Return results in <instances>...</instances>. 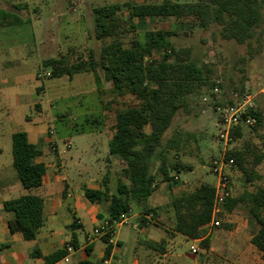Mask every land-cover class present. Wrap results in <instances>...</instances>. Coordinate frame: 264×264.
Instances as JSON below:
<instances>
[{
  "label": "trees",
  "instance_id": "obj_1",
  "mask_svg": "<svg viewBox=\"0 0 264 264\" xmlns=\"http://www.w3.org/2000/svg\"><path fill=\"white\" fill-rule=\"evenodd\" d=\"M16 7L21 8L19 5ZM122 8L121 4L112 3L93 9L95 37L107 40L99 55L91 50L87 60L81 59L74 63H69L63 57L43 61L44 68L51 69V77L66 75L72 79L79 73L92 72L98 88L103 86L99 74L101 69L104 78L112 82L116 92L122 94L128 90L140 101L138 105L117 112L109 140V153L126 164L120 171L117 193L110 192L109 171L103 177V188H83L85 197L91 202L108 203L107 221L111 226L123 214L130 213L134 204L141 205L149 198L157 187V176L163 181L176 183V179L170 175L171 169L178 172L189 170L180 161H169L168 153L178 149L176 139L168 140L166 151H159L164 134L178 111L187 108L191 94L204 86L211 90L216 85L221 86L210 79L214 73L211 64L200 63L192 58L191 47L173 46L171 37L177 33L174 25L146 30L143 39L138 35L126 38L127 32H135L138 25H146L148 20L156 18H175L177 23L188 21L192 26L202 29L216 25L222 38L233 39L240 44L247 43L252 56V40L258 37V31L264 24V0H163L160 3L128 4L124 19L120 16ZM22 22L19 16L0 8V25ZM25 22H30V19L27 18ZM155 53L160 56L145 60ZM256 116L255 126L258 127L262 125L263 118L259 111H256ZM234 135L235 138L241 136V130ZM262 138L264 141V134ZM12 148L16 176L29 192L5 201L4 209L14 212V218L9 221L11 232H20L26 240H32L44 224L45 216L43 198L31 191L42 185L47 166L44 162L35 161L42 155V148L31 143L25 131L13 134ZM156 155L160 163L153 173L151 166ZM227 156L235 158L248 181L260 177L255 171L246 170L236 148L228 150ZM214 193V186L203 182L190 192H182L171 204L175 212L174 230L190 238L200 239L204 248L210 246V238L205 236L203 226L211 220ZM243 201L248 203L256 227L251 241L264 256V187L246 190L237 198L229 197L224 207L230 211L237 202ZM145 211L149 213L150 210ZM141 220L146 221L145 218ZM109 236H103L104 242L108 244L103 260L112 249L108 243ZM72 244L76 247V240ZM150 245L157 247L156 244ZM65 255L66 250H61L47 256L45 264H55ZM80 264L94 263L84 260Z\"/></svg>",
  "mask_w": 264,
  "mask_h": 264
},
{
  "label": "rangeland",
  "instance_id": "obj_2",
  "mask_svg": "<svg viewBox=\"0 0 264 264\" xmlns=\"http://www.w3.org/2000/svg\"><path fill=\"white\" fill-rule=\"evenodd\" d=\"M163 0H0V7L17 12L23 19L30 17L35 26L30 27L36 38H53L43 43L45 56L63 57L69 63L87 60L92 51L99 55L100 49L107 40L97 39L94 32L93 9L104 4L119 3L122 5L121 18H126L125 7L128 4L160 3ZM179 2L196 0H176ZM19 5L18 9L15 5ZM173 26L176 34L171 37L175 48L191 47L192 58L200 63L211 64L214 73L211 81H215L221 89V96H229L233 92L242 95L246 92L254 96L257 111L262 114L260 126L245 127L242 135L228 148H236L243 159L246 170L255 171L260 177L248 181L241 167L236 164L228 170L231 183V198H237L244 191H254L264 187V24L258 37L252 40V56L247 43L240 44L233 39H224L219 27L212 25L207 29L197 28L190 22L177 23L175 18L148 20L146 25H138L135 32H127L126 38L138 35L143 39L144 32L152 28ZM27 27L18 28L17 38L26 36ZM10 33V32H9ZM11 34V33H10ZM47 50V51H46ZM159 53L146 57L145 60L158 58ZM244 58V59H243ZM41 79L45 85L40 91L47 99L48 108L54 115L52 122L54 133L50 135L69 136L72 147L69 149L75 159L81 160L84 171L82 182L92 184L105 172V157L109 155V140L112 135L117 112L140 101L128 90L122 94L114 90L113 84L104 78L99 69L102 88H98L92 72H83L72 79L68 76L51 77L50 68H42ZM220 96V95H219ZM208 98L205 101L204 98ZM213 89L205 86L188 97V106L176 114L173 123L164 134L160 150H167L169 139L177 140L178 149L168 153L169 161L182 162L191 166L192 171L183 175L184 171L172 170V175L184 192H190L203 182L212 185L218 178L212 172V162L223 151L224 145L218 141L219 126L214 110L216 99ZM39 108L35 107L38 111ZM52 148V143H51ZM260 160V161H259ZM259 161V162H258ZM108 163V162H107ZM160 163L159 156L153 158L151 170L156 172ZM110 168L118 169L124 163L115 160ZM99 175V176H98ZM98 177V178H97ZM183 178V179H182ZM174 186V187H175ZM167 188L171 186L167 183ZM151 214V215H150ZM149 215L157 222L153 211ZM237 216V222L233 219ZM133 223V220H130ZM254 219L249 205L243 201L234 210V216L224 214L221 225L213 227L212 247L204 250L201 241L198 253H192L189 245H181L177 250L169 249L162 242L158 249H146L143 253L132 248L127 252L128 262L137 257L145 264H264V256L258 249L250 245L248 237L253 231ZM140 227V224H138ZM240 226L239 232L236 228ZM132 228V226H125ZM244 227V228H243ZM243 228V229H241ZM243 230V231H241ZM233 231V232H232ZM242 234V235H241ZM237 237L241 243L238 244ZM101 243V242H99ZM145 253V254H144ZM166 253V255H164Z\"/></svg>",
  "mask_w": 264,
  "mask_h": 264
},
{
  "label": "crops",
  "instance_id": "obj_3",
  "mask_svg": "<svg viewBox=\"0 0 264 264\" xmlns=\"http://www.w3.org/2000/svg\"><path fill=\"white\" fill-rule=\"evenodd\" d=\"M0 8L22 18L17 12ZM27 18L30 22H25ZM27 18H22L24 22L20 24L0 25V264H45L47 256L66 250L69 244L74 250L66 251L65 256H68V260H65L64 256L56 264H80L84 260L103 264L108 244L104 242L103 236H95L93 230L103 226L107 221L108 203L91 202L85 197L83 188H103V177L109 171L110 192L116 194L120 171L126 164L109 153L104 159L103 176L87 185L81 181L86 171L81 166V160L75 159L76 155L69 150L72 147V138L68 135L49 134L54 115L48 108L46 97L40 94L45 80L38 77V72L44 67V60L58 57L45 56L48 52L44 51L43 43L53 38H45V41L36 38L30 30V27L35 26V21ZM27 25L30 34L17 38L18 28ZM35 107L39 108L38 111ZM17 131H25L31 143L41 146L42 155L35 161L44 162L47 166L42 185L31 191L43 198L45 216L44 224L32 240H26L20 232H11L9 221L14 218V212L4 209L5 201L29 192L17 178L13 165L12 136ZM52 142L56 146L54 150L50 146ZM69 142L70 147L67 146ZM115 160L123 162L124 166L118 169L110 168ZM186 168L189 170L184 171L183 175L192 171L191 166ZM177 179L178 176L175 183L163 181L157 176L155 191L143 204L132 206L129 213L130 220H133L130 224L132 228L125 226L117 228L115 232L117 243L112 246L107 257H111V264H145V261L141 262L136 256L126 262V254L131 248L135 252L143 253L149 248L158 249L161 243L165 242L169 249L177 250V247L183 244L190 247L191 244L201 241L174 230L175 212L171 204L184 192L181 187L175 186L180 184ZM167 183L171 186L170 190ZM239 203L241 202H237L230 211L224 207L220 219L222 220L224 214L234 216V210ZM145 210L153 211L157 216V222L152 221L149 217L150 211L145 213ZM142 218L146 221L143 222ZM233 221H238L237 216ZM214 228L203 226L205 236L210 238V246L204 248L205 251L212 247L213 236L210 235ZM239 230L240 226L236 228L237 232ZM255 231L253 223V231L248 239L250 245L257 249L251 241ZM237 239L240 244V237ZM73 240L77 242L76 247L72 244ZM150 244H156L157 247H151Z\"/></svg>",
  "mask_w": 264,
  "mask_h": 264
},
{
  "label": "built area",
  "instance_id": "obj_4",
  "mask_svg": "<svg viewBox=\"0 0 264 264\" xmlns=\"http://www.w3.org/2000/svg\"><path fill=\"white\" fill-rule=\"evenodd\" d=\"M42 76L43 73L38 72V77L40 78ZM213 91L217 96L214 100V110L217 115L219 126L217 139L223 143L224 148L221 154L215 157L211 166L212 172L218 180L214 185L215 193L211 220L204 225L207 228L218 227L221 225L220 214L223 211L227 199L231 197V183L228 170L236 165V161L234 157L227 156V151L230 150L228 146H230L236 139L234 133L239 129L242 130L244 127H253L257 124V108L254 96L251 93L246 92L240 95L238 92H233L229 96H221L222 92L218 85L213 88ZM204 100L208 101V98L205 97ZM49 133L53 134L54 129L51 128ZM67 146L70 147V142L67 143ZM52 149H56L54 142H52ZM149 217L151 219V216ZM130 224L129 213L123 214L112 226L106 221L103 226L96 227L93 230V234L95 236L110 234L108 243L115 246L117 243L115 239L117 228ZM73 250L74 248L72 245L69 244L66 246V251L71 252ZM190 250L192 253L196 254L199 252L200 246L193 243L190 245ZM64 258L65 260H68V256H65ZM103 264H111V257L104 259Z\"/></svg>",
  "mask_w": 264,
  "mask_h": 264
}]
</instances>
